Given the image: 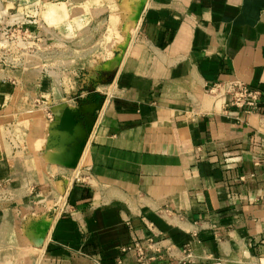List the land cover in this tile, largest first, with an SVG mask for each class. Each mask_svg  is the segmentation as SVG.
Returning a JSON list of instances; mask_svg holds the SVG:
<instances>
[{
	"label": "crops",
	"instance_id": "0c3cea01",
	"mask_svg": "<svg viewBox=\"0 0 264 264\" xmlns=\"http://www.w3.org/2000/svg\"><path fill=\"white\" fill-rule=\"evenodd\" d=\"M0 47V264H264V0H0Z\"/></svg>",
	"mask_w": 264,
	"mask_h": 264
},
{
	"label": "built area",
	"instance_id": "2783aa9c",
	"mask_svg": "<svg viewBox=\"0 0 264 264\" xmlns=\"http://www.w3.org/2000/svg\"><path fill=\"white\" fill-rule=\"evenodd\" d=\"M6 39L8 40L9 46L15 47V42L18 40H25L28 37H31L29 32L26 29H23L21 27H16L14 29H11L7 33H4ZM5 47V46H4ZM6 51V49H4ZM3 49L0 47V57L1 60L5 58V53ZM1 53H3L1 55ZM215 90L217 92L223 91L227 95H229V106H236V107H243L245 105L254 106L255 105V99L258 95L257 91H254L248 87V85L242 81L235 80L230 81L228 83H217L215 85ZM137 248V254H138V261L139 264H150L148 260L145 258L144 251L141 247L138 246V244H135ZM130 248V247H128Z\"/></svg>",
	"mask_w": 264,
	"mask_h": 264
},
{
	"label": "water",
	"instance_id": "95a60500",
	"mask_svg": "<svg viewBox=\"0 0 264 264\" xmlns=\"http://www.w3.org/2000/svg\"><path fill=\"white\" fill-rule=\"evenodd\" d=\"M66 123L68 124V127H70L73 124V120L71 118H68V120L66 121Z\"/></svg>",
	"mask_w": 264,
	"mask_h": 264
},
{
	"label": "rangeland",
	"instance_id": "374dc122",
	"mask_svg": "<svg viewBox=\"0 0 264 264\" xmlns=\"http://www.w3.org/2000/svg\"><path fill=\"white\" fill-rule=\"evenodd\" d=\"M32 49V48H31ZM31 53V52H30Z\"/></svg>",
	"mask_w": 264,
	"mask_h": 264
}]
</instances>
